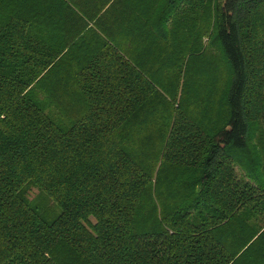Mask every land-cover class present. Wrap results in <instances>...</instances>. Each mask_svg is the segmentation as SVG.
<instances>
[{
	"label": "trees",
	"instance_id": "16d2710c",
	"mask_svg": "<svg viewBox=\"0 0 264 264\" xmlns=\"http://www.w3.org/2000/svg\"><path fill=\"white\" fill-rule=\"evenodd\" d=\"M0 264H264V0H0Z\"/></svg>",
	"mask_w": 264,
	"mask_h": 264
},
{
	"label": "rangeland",
	"instance_id": "374dc122",
	"mask_svg": "<svg viewBox=\"0 0 264 264\" xmlns=\"http://www.w3.org/2000/svg\"><path fill=\"white\" fill-rule=\"evenodd\" d=\"M206 45L208 46L207 49H212V47H210L207 44V41H206ZM199 48L200 49L203 48V44L202 46H198L196 49H199ZM190 51H191V48L187 46L185 48V56H187L190 53ZM212 52H216V50L212 49ZM170 70L171 69H169L168 72ZM164 77L165 76L162 77V81H163L162 83L165 82V80H163ZM176 83H177L176 80L174 81L171 80V83L169 84L167 89L169 91L174 90ZM220 87H221V83L215 89H213V87L207 88V86H205V84L202 82L201 87H200L201 90H200V94L198 95L197 102L188 101L185 103L184 101V103L181 102V105L183 107H186L187 109L186 105L189 104L190 106L189 111L193 113H224L223 102H222V88ZM171 107L174 108V101L172 102Z\"/></svg>",
	"mask_w": 264,
	"mask_h": 264
}]
</instances>
